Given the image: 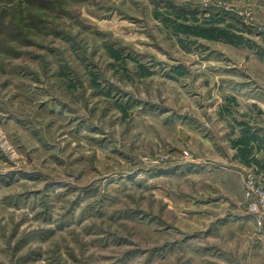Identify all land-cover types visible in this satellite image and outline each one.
Listing matches in <instances>:
<instances>
[{
  "label": "rangeland",
  "instance_id": "obj_1",
  "mask_svg": "<svg viewBox=\"0 0 264 264\" xmlns=\"http://www.w3.org/2000/svg\"><path fill=\"white\" fill-rule=\"evenodd\" d=\"M263 106L264 0H0V264L213 254L185 226Z\"/></svg>",
  "mask_w": 264,
  "mask_h": 264
},
{
  "label": "crops",
  "instance_id": "obj_2",
  "mask_svg": "<svg viewBox=\"0 0 264 264\" xmlns=\"http://www.w3.org/2000/svg\"><path fill=\"white\" fill-rule=\"evenodd\" d=\"M232 151L238 153L237 150ZM238 158L235 159L239 163ZM240 163H235V168H232L227 160L214 166V191L199 200L204 206L196 212L198 218L203 217L208 223L185 226L186 229L208 233L211 242L208 247L214 248V252L200 256L198 261L195 257L189 264H264V223L251 219L242 206L246 204L243 193L246 172L251 171L264 185V138L260 146L253 148L247 162ZM208 168L213 169L212 166ZM212 216L216 220L209 222Z\"/></svg>",
  "mask_w": 264,
  "mask_h": 264
},
{
  "label": "built area",
  "instance_id": "obj_3",
  "mask_svg": "<svg viewBox=\"0 0 264 264\" xmlns=\"http://www.w3.org/2000/svg\"><path fill=\"white\" fill-rule=\"evenodd\" d=\"M243 189L249 212L257 218L264 219V186L256 177L248 174L245 177Z\"/></svg>",
  "mask_w": 264,
  "mask_h": 264
}]
</instances>
